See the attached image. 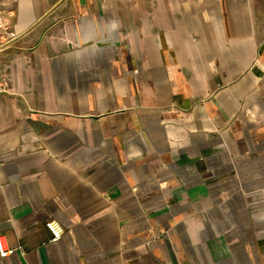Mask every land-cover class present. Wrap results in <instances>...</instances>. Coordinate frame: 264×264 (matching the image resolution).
I'll return each mask as SVG.
<instances>
[{
	"label": "crops",
	"instance_id": "obj_1",
	"mask_svg": "<svg viewBox=\"0 0 264 264\" xmlns=\"http://www.w3.org/2000/svg\"><path fill=\"white\" fill-rule=\"evenodd\" d=\"M0 73V264H264V0H3Z\"/></svg>",
	"mask_w": 264,
	"mask_h": 264
},
{
	"label": "built area",
	"instance_id": "obj_2",
	"mask_svg": "<svg viewBox=\"0 0 264 264\" xmlns=\"http://www.w3.org/2000/svg\"><path fill=\"white\" fill-rule=\"evenodd\" d=\"M3 0H0V6L2 5ZM5 91L4 77L0 73V95ZM47 227L52 232L53 239L57 240L62 237L64 233V228L57 223L55 220H48L46 222ZM15 248L9 247L5 241L4 235L0 234V254L1 256H7L11 254Z\"/></svg>",
	"mask_w": 264,
	"mask_h": 264
},
{
	"label": "clouds",
	"instance_id": "obj_3",
	"mask_svg": "<svg viewBox=\"0 0 264 264\" xmlns=\"http://www.w3.org/2000/svg\"><path fill=\"white\" fill-rule=\"evenodd\" d=\"M107 27L110 30V32L118 37L120 29L122 27L121 22L117 19H108Z\"/></svg>",
	"mask_w": 264,
	"mask_h": 264
}]
</instances>
